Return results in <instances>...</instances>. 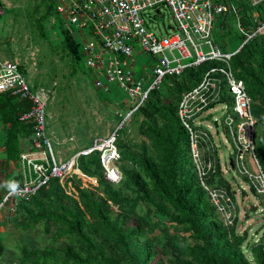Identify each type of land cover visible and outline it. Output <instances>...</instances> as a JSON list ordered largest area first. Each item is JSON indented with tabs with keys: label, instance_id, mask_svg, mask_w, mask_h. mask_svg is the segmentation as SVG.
<instances>
[{
	"label": "trees",
	"instance_id": "1",
	"mask_svg": "<svg viewBox=\"0 0 264 264\" xmlns=\"http://www.w3.org/2000/svg\"><path fill=\"white\" fill-rule=\"evenodd\" d=\"M233 2L246 25L253 8L245 0ZM36 5L35 12L41 13L42 6ZM44 6L35 21L40 25L54 17L59 22L62 58L67 57L77 71L82 56L57 12L56 0H46ZM261 15L263 20L264 12ZM224 17L222 26L226 28L231 14ZM230 65L236 77L245 83L252 100L258 127L255 153L264 173V36L246 44ZM216 66L222 63L208 61L198 68H187L181 76L167 77L161 90L151 92L130 121L129 129L140 134L138 141L126 140L127 131L121 132L126 125L118 130L122 175L118 183L105 179L99 155L94 153L81 158L79 165L85 174L98 179L96 190L75 182L63 186L52 179L28 201H18L8 220L15 234L21 239L24 236L16 243L19 254L14 264H264V235L246 249L248 231H238L237 206L233 225H229L202 187L191 155L189 134L178 115L183 96ZM20 69L25 74V69ZM221 88L219 102L232 111V96L225 84ZM216 105L212 103L210 108ZM29 108L28 101L0 94V124H9L5 136L7 160L18 162L21 167V154L34 133L32 123L20 120ZM206 155L215 162L206 184L212 189L226 190L235 201L234 188L224 175L215 147ZM243 177L250 183L247 176ZM12 181L21 186L22 170L10 177L9 182ZM250 187L256 194L255 188ZM4 250L0 243V258Z\"/></svg>",
	"mask_w": 264,
	"mask_h": 264
},
{
	"label": "built area",
	"instance_id": "2",
	"mask_svg": "<svg viewBox=\"0 0 264 264\" xmlns=\"http://www.w3.org/2000/svg\"><path fill=\"white\" fill-rule=\"evenodd\" d=\"M245 1L253 8L248 13L249 23L246 25L233 0H56L57 12L79 46L87 74L92 77L94 85L106 95L112 92L110 85L116 84L127 95L128 109L125 113L124 109L118 111L121 120L112 134L95 137L90 146L76 151L62 162L58 161L47 133V93L41 88L32 89L17 63L0 61V94L8 93L19 101H28L30 108L20 120L34 125L31 143L21 154L23 183L17 194L7 190L0 201V215L5 207H10L9 213H13L18 201H28L52 179L59 180L63 186L75 182L83 188L96 190L98 179L85 174L79 165L81 158L94 153L99 155L105 179L118 183L122 177L118 130L131 121L151 92L162 89L167 77H178L187 68L217 61L222 66L212 67L202 81L183 96L178 115L189 134L191 155L200 183L226 223L233 225L235 201L226 190L212 189L205 182L215 169V162L206 155V151L213 147L210 128L203 126L200 119L206 113L216 116V106L221 107L224 125L234 147L224 169H233L247 176L250 185L259 194H264V173L255 153L258 127L252 113V100L245 83L236 77L230 65L232 58L246 44L257 36H264V19H261L264 0ZM161 7L168 8L172 14L177 32L162 36L152 29L155 28L154 15L160 13ZM227 13L236 19L240 31V44L230 51L224 49V42L220 43L215 36L216 24L220 23L223 28L222 21ZM5 14L6 9L0 4V20ZM73 28L78 30L81 42ZM136 45H140V53L154 59L150 64L139 65L135 56ZM222 84L232 96V111L227 104L219 102ZM212 103L217 105L210 108ZM249 161L252 169L248 166ZM66 193L71 195L67 188Z\"/></svg>",
	"mask_w": 264,
	"mask_h": 264
},
{
	"label": "rangeland",
	"instance_id": "3",
	"mask_svg": "<svg viewBox=\"0 0 264 264\" xmlns=\"http://www.w3.org/2000/svg\"><path fill=\"white\" fill-rule=\"evenodd\" d=\"M45 1L1 0L6 14L0 20V35L5 38V45L0 44V61H13L23 67L30 87L33 89L34 85H39V88L47 93L45 109L47 128L55 124L61 128L64 126L67 131L70 130V133L63 135L59 145L50 138L54 154L58 161L62 162L79 147L90 146L93 137H107L112 134L117 129L121 117L118 111L115 112L103 103L101 96H106L96 88L92 83V77L85 72L83 58L77 66V71L74 65H70L67 57L62 58L63 38L60 34L59 22L54 17L48 18L40 25L35 21L43 12ZM36 4L42 6L41 13L35 12ZM152 22L155 27L152 29L157 34L165 36L177 32L176 23L166 7L160 8V13L154 15ZM236 25L237 21L233 17L229 18L226 28H221L220 23L216 24L215 36L220 43L224 42L229 51L240 44V31ZM73 30L77 34L78 41L81 42L78 30L75 28ZM136 49L135 56L139 65L150 64L154 60L150 55L140 53L142 50L140 45H136ZM110 86L112 92L106 95L117 94L115 101L125 113L128 109L127 95L116 84ZM217 110L216 116L206 113L200 121L203 122V126L207 125L210 128L213 146L218 152L221 165L226 168L234 147L226 136L225 116L221 114V107ZM215 118L217 121L214 120ZM129 125L131 126V122L126 124L121 132L127 131L128 136L125 138L128 142L138 141L140 134L136 130L129 129ZM69 135L73 140H69ZM248 166L253 168L250 161ZM224 175L235 191L238 231H248L246 242L248 249L264 235V194H259L257 191L255 194L250 183L243 180V175L231 169H225ZM8 189L6 187L3 190L0 201ZM254 206L257 207L255 211ZM10 211V207L9 209L5 207L0 215L5 217L0 231V243L5 248V252L1 253V264L16 262L15 257L19 254L16 243L24 239V236L21 239L20 235L15 234L12 223L8 222L11 219ZM31 239L34 240V236Z\"/></svg>",
	"mask_w": 264,
	"mask_h": 264
},
{
	"label": "crops",
	"instance_id": "4",
	"mask_svg": "<svg viewBox=\"0 0 264 264\" xmlns=\"http://www.w3.org/2000/svg\"><path fill=\"white\" fill-rule=\"evenodd\" d=\"M0 38H1L0 44L5 45V38L1 35H0ZM224 49H226V45H224ZM91 80H92V83L94 84L93 79H91ZM34 86H33V89H34ZM37 86L38 87L36 89L39 88V85H37ZM104 98H106V99H104ZM116 98H117V94H115V95L112 94V95L106 96V97L101 96L103 103L106 104L107 106L111 107V109H113L115 112L119 111L122 108V107L120 108V105L115 101ZM216 107L220 108L219 106H216ZM8 128H9V124H0V197L3 194V190L6 189V187H7L6 185L9 183L10 177L18 175V173L22 169L21 165L18 162L7 160V153H6V149H5V136H6ZM47 130L49 131V132H47L49 137L54 142H56L57 145H59L61 143V139H62L64 134L70 133V130L67 131V128H65L64 126L61 128V126H55V124L52 126H49L47 128ZM71 135H69V140H73V137H71ZM93 138H95V137H93ZM82 148H84V146L79 147L76 151H78ZM74 153L75 152H73V154ZM4 219H5L4 216L0 217V231L2 230V225H3L2 223L5 222Z\"/></svg>",
	"mask_w": 264,
	"mask_h": 264
},
{
	"label": "clouds",
	"instance_id": "5",
	"mask_svg": "<svg viewBox=\"0 0 264 264\" xmlns=\"http://www.w3.org/2000/svg\"><path fill=\"white\" fill-rule=\"evenodd\" d=\"M60 16V15H59ZM64 24V23H63ZM24 74V73H23ZM25 75V74H24ZM10 189L11 194H17L19 191V184L16 181L9 182L6 185Z\"/></svg>",
	"mask_w": 264,
	"mask_h": 264
},
{
	"label": "water",
	"instance_id": "6",
	"mask_svg": "<svg viewBox=\"0 0 264 264\" xmlns=\"http://www.w3.org/2000/svg\"><path fill=\"white\" fill-rule=\"evenodd\" d=\"M231 166H233V162L231 161ZM257 207H253V210L255 211Z\"/></svg>",
	"mask_w": 264,
	"mask_h": 264
}]
</instances>
